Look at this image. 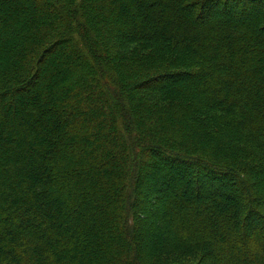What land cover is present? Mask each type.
<instances>
[{
  "label": "trees",
  "instance_id": "obj_1",
  "mask_svg": "<svg viewBox=\"0 0 264 264\" xmlns=\"http://www.w3.org/2000/svg\"><path fill=\"white\" fill-rule=\"evenodd\" d=\"M170 258L264 264V0H0V264Z\"/></svg>",
  "mask_w": 264,
  "mask_h": 264
},
{
  "label": "rangeland",
  "instance_id": "obj_2",
  "mask_svg": "<svg viewBox=\"0 0 264 264\" xmlns=\"http://www.w3.org/2000/svg\"><path fill=\"white\" fill-rule=\"evenodd\" d=\"M152 208H153V207H152ZM157 211H158L157 214L159 215V214H160V209L157 210ZM146 223H148V221H147ZM146 223H145V224H146ZM154 223H155V222H154ZM154 223H153V222H149V223H148V225H150V226H148V228H149V230H150L149 232H153V231H154V229H153ZM142 225H143V224H140V226H142ZM176 260H177V259H175V258H170V259H169V261H170L169 264H173V262L176 261ZM178 261H179V262H178L179 264H180V263H181V264H182V263H183V264H190V262L193 263L195 260L192 261V260H190V259L185 258V259H178ZM178 263H176V264H178Z\"/></svg>",
  "mask_w": 264,
  "mask_h": 264
}]
</instances>
